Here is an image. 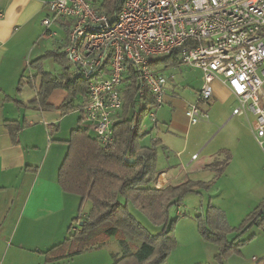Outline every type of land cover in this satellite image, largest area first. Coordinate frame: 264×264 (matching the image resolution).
Listing matches in <instances>:
<instances>
[{"label": "crops", "instance_id": "1", "mask_svg": "<svg viewBox=\"0 0 264 264\" xmlns=\"http://www.w3.org/2000/svg\"><path fill=\"white\" fill-rule=\"evenodd\" d=\"M48 1L52 0H0V264H51L43 252L56 245L58 239L66 238L79 213V202H89L64 192L58 182L67 141L71 132L83 125L79 106L84 97L78 95L72 101V110L80 114L77 121L68 120V112L60 109L68 96L66 89H55L47 99L48 107L43 108L37 99L42 84L40 69L58 76L66 66L72 74L67 56V63L54 56L43 57L48 52L65 53L68 37L66 21L50 28L56 35L43 26L47 16L44 4ZM94 1L100 3L99 8L92 3L100 10L101 0ZM40 58L43 59L36 62ZM179 66L183 65L166 69L156 66L169 78L166 103L156 112V120L151 119L154 126L148 128L144 122L150 133L143 145L161 141L157 146L154 186L161 188L188 180L210 183L208 191L199 189L203 211L210 197L209 203L222 210L228 222L233 217L243 220L264 202V142L261 145L251 131L254 117L233 116L238 101L222 78H216L212 85L213 104L202 108L209 112L218 103L232 110L226 119H216L219 125L214 137L233 119L236 121L222 138L214 160L202 162L209 141L186 156L192 128L186 110L197 100L203 78L202 73L196 80L192 74L172 73ZM184 86L194 92L189 90L182 96L180 87ZM7 120L18 122L21 129L11 134L5 126ZM148 137L150 141L146 142ZM194 155L198 157L193 159ZM238 206L245 209L237 213ZM254 261L258 259L254 257Z\"/></svg>", "mask_w": 264, "mask_h": 264}, {"label": "built area", "instance_id": "2", "mask_svg": "<svg viewBox=\"0 0 264 264\" xmlns=\"http://www.w3.org/2000/svg\"><path fill=\"white\" fill-rule=\"evenodd\" d=\"M44 8L42 24L52 35L54 24L68 23L71 78L87 85L79 106L82 123L102 146L115 143L114 124L131 80L139 98L146 92L154 97L148 117L156 120L169 78L154 63L174 54L182 65L202 72V89L186 110L189 125L209 118L201 105L211 100L215 79L222 78L238 101L233 116H253L251 131L263 144L264 0H122L113 17L90 0H52Z\"/></svg>", "mask_w": 264, "mask_h": 264}, {"label": "trees", "instance_id": "3", "mask_svg": "<svg viewBox=\"0 0 264 264\" xmlns=\"http://www.w3.org/2000/svg\"><path fill=\"white\" fill-rule=\"evenodd\" d=\"M121 5L122 0H101L100 10L113 17L118 14ZM48 56H54L57 61L63 59L64 63L66 55L56 51L48 52L43 57ZM154 64L163 65L166 69L179 65L180 61L174 54ZM40 71L42 84L37 99L43 108L48 107L47 99L58 88L68 92L60 106L63 112L74 108L72 101L78 95L86 96V83L73 80L66 66L58 76ZM124 98L122 120L114 124L113 146H102L100 140L84 125L71 132L67 141L68 150L59 168L58 182L64 192L75 194L82 201L88 200L91 208L87 217L81 220L80 228L74 232L70 228V235L63 242L43 252L47 262L73 258L100 247L114 237L125 248L124 255L115 264H161L176 243L174 229L180 216L171 218L170 209L180 206L185 194L201 195L199 189L208 191L211 187L210 183L194 180L161 188L154 186L157 146L161 141L155 140L151 146L143 145L150 133L143 124L156 105L155 99L150 92L139 98L135 80L125 85ZM5 126L13 135L21 129L18 122L11 120H7ZM131 207L156 227V233L151 232L133 214ZM201 210V233L205 238L218 242L223 253L235 250L238 245L234 241L229 242L228 233L235 230L242 233L256 224L264 226V202L246 216L239 228L229 226L225 213L211 203L204 211L202 207ZM80 219L79 215L73 220ZM135 241L138 242L137 246ZM255 264H264V257Z\"/></svg>", "mask_w": 264, "mask_h": 264}, {"label": "rangeland", "instance_id": "4", "mask_svg": "<svg viewBox=\"0 0 264 264\" xmlns=\"http://www.w3.org/2000/svg\"><path fill=\"white\" fill-rule=\"evenodd\" d=\"M92 3H94L95 6L99 8L100 3L98 4V2L94 0ZM65 63H67V60H65ZM57 67L59 68L58 65ZM172 73L192 74L193 80H196L197 74H201L202 72L199 69L189 68L183 65L175 68ZM189 90L194 92V90L189 86L180 87V93L182 96H186V93H188ZM211 103L213 104L212 100H209L207 103L201 105V108L205 105L210 106ZM218 107H220V104L217 103L215 108H210L209 112L207 111L209 118L199 122L196 125H193L190 129L188 133L189 148L185 153L186 156H190L192 152L198 151L201 146H203L205 143H208L209 141L208 146L202 153V162L214 160L215 153L223 143L222 138H224L225 133L228 132L229 126L233 125L236 121L233 119L219 135L214 137V134L217 131V125H219L216 119H226L228 117L229 111L232 110V108H229V106H221L220 108ZM67 112V115L70 116L68 120L76 119L77 121L78 116H80L77 111L72 109L68 110ZM149 118L150 117H147L145 119V125L146 127L151 128L154 126V123ZM150 138L151 137H148L146 142H149ZM209 198L210 197H208L207 206L209 204ZM90 207V202L86 201L83 202V204L79 202L80 209L77 216L80 215L81 217L86 215L90 211ZM244 209L245 208L238 206L236 211L237 213H240ZM131 211L151 232L156 233V227L151 225L150 222L146 220L140 212H138L133 207H131ZM201 211V197L197 193L185 194L182 204L178 207L173 206L170 209L171 218H175L178 215L180 216L174 229L176 243L169 256L161 264H255L256 262L254 261V257L258 260L264 257V226L256 224L242 233H240L238 230L228 233L227 236L229 242L234 241L238 243V245L235 250L223 253L221 245L218 242L205 238V236H203L201 233L199 228V216L201 215ZM238 219L239 217H233L234 222H228L229 226L233 228H239L244 219ZM81 220L82 219L72 221L69 227V229L71 228V232H74L80 228L82 222ZM69 229L67 236L70 235ZM64 240L65 238L62 240L58 239L57 244L63 242ZM134 244L137 246L138 242L135 241ZM133 249H135L134 246ZM124 253L125 248L121 245L118 239L113 237L106 240L98 248L85 251L84 253H81L80 255H77L73 258H67L50 263L115 264V261L120 259Z\"/></svg>", "mask_w": 264, "mask_h": 264}]
</instances>
